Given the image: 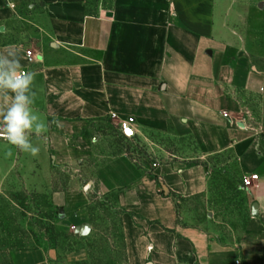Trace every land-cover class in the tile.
Masks as SVG:
<instances>
[{"label":"crops","instance_id":"obj_1","mask_svg":"<svg viewBox=\"0 0 264 264\" xmlns=\"http://www.w3.org/2000/svg\"><path fill=\"white\" fill-rule=\"evenodd\" d=\"M218 3L0 0V51L14 45L36 74L33 108L47 125L30 137L36 155L0 137V165L40 172L93 161L86 183L55 192V200L81 221L92 193L114 195L131 264H264V124L248 101L264 91V71L245 54L228 56ZM112 118L145 140L167 136L201 159L231 154L242 174L258 173V188L242 184L252 208L238 241L179 222L168 193L208 194L207 164L171 152L156 166L127 153L100 161L92 123Z\"/></svg>","mask_w":264,"mask_h":264},{"label":"rangeland","instance_id":"obj_2","mask_svg":"<svg viewBox=\"0 0 264 264\" xmlns=\"http://www.w3.org/2000/svg\"><path fill=\"white\" fill-rule=\"evenodd\" d=\"M218 1L223 18L219 34L228 56L245 54L264 71V0ZM248 101L257 122L264 124V91L251 95ZM92 132L99 139L100 161L128 150L142 165L162 162L163 155L170 160L167 152L207 164L209 192L177 197L179 222L199 226L226 244L238 241L251 214L252 199L242 186L245 175L231 154L201 159L167 136L149 135L145 140L113 118L93 122ZM91 166L93 161H87L37 167L39 172L20 165H0V264H131L127 260L123 213L114 195L92 193L81 221L67 211L60 214L65 206L55 200L54 193L86 183ZM86 224L89 228L83 231ZM81 250L83 255L77 256Z\"/></svg>","mask_w":264,"mask_h":264},{"label":"clouds","instance_id":"obj_3","mask_svg":"<svg viewBox=\"0 0 264 264\" xmlns=\"http://www.w3.org/2000/svg\"><path fill=\"white\" fill-rule=\"evenodd\" d=\"M22 58L14 45L0 51V98L4 101L0 108V136L18 150L36 155L39 148L30 137L42 135L47 125L39 120L33 108L36 74L24 69Z\"/></svg>","mask_w":264,"mask_h":264},{"label":"built area","instance_id":"obj_4","mask_svg":"<svg viewBox=\"0 0 264 264\" xmlns=\"http://www.w3.org/2000/svg\"><path fill=\"white\" fill-rule=\"evenodd\" d=\"M31 51H28V54L31 55ZM26 70V69H25ZM225 115H228L227 113ZM114 116V115H113ZM244 123H245V120H244ZM246 125V124H245ZM0 137H3V136H0ZM154 165L156 166L157 163H154ZM258 180H259V175L258 173H251V174H248L244 177L243 179V185L246 187V188H250V189H253V188H258L259 187V183H258Z\"/></svg>","mask_w":264,"mask_h":264},{"label":"water","instance_id":"obj_5","mask_svg":"<svg viewBox=\"0 0 264 264\" xmlns=\"http://www.w3.org/2000/svg\"><path fill=\"white\" fill-rule=\"evenodd\" d=\"M111 14H112L111 12H108V15H111ZM257 208H258V204L257 203H254L253 204V210H254V212L257 210ZM60 214L61 215H64V209L63 208L60 209ZM88 228H89V225H87V224L82 226V230L83 231L87 230Z\"/></svg>","mask_w":264,"mask_h":264},{"label":"trees","instance_id":"obj_6","mask_svg":"<svg viewBox=\"0 0 264 264\" xmlns=\"http://www.w3.org/2000/svg\"><path fill=\"white\" fill-rule=\"evenodd\" d=\"M126 153H127L130 157H132L131 154H129V151H128V150H127ZM132 158H133V157H132ZM160 192H161V194H163V195L166 194L165 189H164L163 187H161ZM168 194H169L170 196H172L173 198H175V199L177 198V194L174 193V192H172V191H170Z\"/></svg>","mask_w":264,"mask_h":264}]
</instances>
